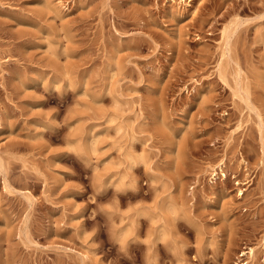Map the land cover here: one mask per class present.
Instances as JSON below:
<instances>
[{"label": "rangeland", "instance_id": "374dc122", "mask_svg": "<svg viewBox=\"0 0 264 264\" xmlns=\"http://www.w3.org/2000/svg\"><path fill=\"white\" fill-rule=\"evenodd\" d=\"M0 264H264V0H0Z\"/></svg>", "mask_w": 264, "mask_h": 264}]
</instances>
